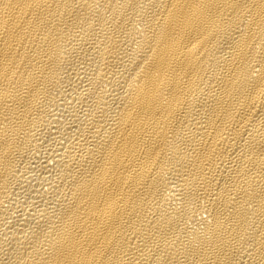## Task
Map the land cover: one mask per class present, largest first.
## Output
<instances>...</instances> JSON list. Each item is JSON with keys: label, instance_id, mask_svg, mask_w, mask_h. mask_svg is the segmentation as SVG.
<instances>
[{"label": "bare ground", "instance_id": "1", "mask_svg": "<svg viewBox=\"0 0 264 264\" xmlns=\"http://www.w3.org/2000/svg\"><path fill=\"white\" fill-rule=\"evenodd\" d=\"M0 264H264V0H0Z\"/></svg>", "mask_w": 264, "mask_h": 264}]
</instances>
